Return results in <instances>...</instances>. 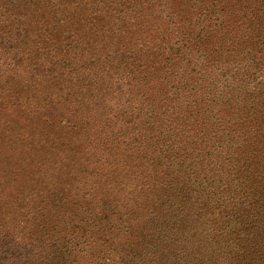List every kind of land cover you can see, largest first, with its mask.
<instances>
[{
  "label": "trees",
  "instance_id": "1",
  "mask_svg": "<svg viewBox=\"0 0 264 264\" xmlns=\"http://www.w3.org/2000/svg\"><path fill=\"white\" fill-rule=\"evenodd\" d=\"M0 53L50 79L76 69L84 117L115 120L123 191L143 199L137 225L102 203L115 256L97 259L264 264V0H0ZM23 243L0 225V264H25Z\"/></svg>",
  "mask_w": 264,
  "mask_h": 264
},
{
  "label": "rangeland",
  "instance_id": "2",
  "mask_svg": "<svg viewBox=\"0 0 264 264\" xmlns=\"http://www.w3.org/2000/svg\"><path fill=\"white\" fill-rule=\"evenodd\" d=\"M6 57L0 53V66L12 63L10 71L0 68V225L24 241L25 264H106L97 257L112 246L101 229L107 220L96 226V212L114 201L137 225L143 199L139 188L135 195L123 191L128 175L121 146L107 145L106 125L115 120L95 108L84 117L88 107L80 98L89 100L94 91L76 69L50 79L41 66L30 67L37 74L28 69L35 56ZM115 149L119 159L112 166ZM126 239L118 234L115 248L125 249Z\"/></svg>",
  "mask_w": 264,
  "mask_h": 264
}]
</instances>
